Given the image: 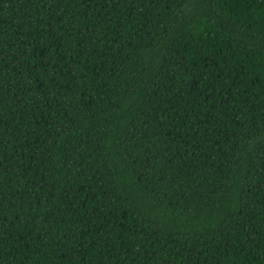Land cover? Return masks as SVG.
Wrapping results in <instances>:
<instances>
[{"label":"trees","instance_id":"obj_1","mask_svg":"<svg viewBox=\"0 0 264 264\" xmlns=\"http://www.w3.org/2000/svg\"><path fill=\"white\" fill-rule=\"evenodd\" d=\"M0 264H264V0H0Z\"/></svg>","mask_w":264,"mask_h":264}]
</instances>
